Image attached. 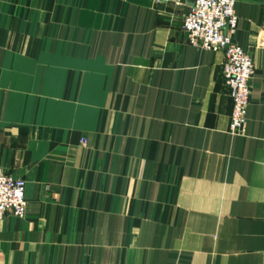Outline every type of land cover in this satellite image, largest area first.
Returning <instances> with one entry per match:
<instances>
[{"label":"crops","instance_id":"0c3cea01","mask_svg":"<svg viewBox=\"0 0 264 264\" xmlns=\"http://www.w3.org/2000/svg\"><path fill=\"white\" fill-rule=\"evenodd\" d=\"M194 0H0V168L26 182L0 264H264V0L243 135Z\"/></svg>","mask_w":264,"mask_h":264},{"label":"built area","instance_id":"2783aa9c","mask_svg":"<svg viewBox=\"0 0 264 264\" xmlns=\"http://www.w3.org/2000/svg\"><path fill=\"white\" fill-rule=\"evenodd\" d=\"M157 1L181 4V0ZM235 6L236 0H194L184 15L182 28L190 45L225 54L222 77L233 103L229 131L233 135H243L255 64L252 55L233 39L239 23ZM262 37L264 46V23ZM27 204L25 180L0 168V220L7 214L23 219Z\"/></svg>","mask_w":264,"mask_h":264}]
</instances>
